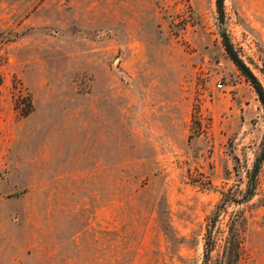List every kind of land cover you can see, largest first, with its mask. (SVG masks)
<instances>
[{"label":"rangeland","instance_id":"rangeland-1","mask_svg":"<svg viewBox=\"0 0 264 264\" xmlns=\"http://www.w3.org/2000/svg\"><path fill=\"white\" fill-rule=\"evenodd\" d=\"M224 37L264 89V0H0V264H203L208 230V264L230 237L264 264Z\"/></svg>","mask_w":264,"mask_h":264},{"label":"trees","instance_id":"trees-1","mask_svg":"<svg viewBox=\"0 0 264 264\" xmlns=\"http://www.w3.org/2000/svg\"><path fill=\"white\" fill-rule=\"evenodd\" d=\"M216 6L217 11L219 14L220 19L223 18L224 15V0H216ZM223 44L225 47V50L229 56V58L232 60V62L248 77V79L253 84L255 91L258 95L259 101L262 105L263 112H264V89L259 80L256 78V76L252 73L250 68L244 63V61L239 57L235 49L233 48V45L231 42L224 37L223 38ZM264 160V136L262 138L261 144H260V153L256 157L253 169L250 172V185L248 187V193H252L253 189L255 188V178L259 171V168ZM233 229V227H230ZM209 237V230L206 235V241H205V259L203 264H208L209 255L210 252L214 248V240H211ZM239 249H240V241L237 237H230L226 241L225 247L222 251L221 256L216 258V261L214 264H237L238 258H239Z\"/></svg>","mask_w":264,"mask_h":264},{"label":"built area","instance_id":"built-area-1","mask_svg":"<svg viewBox=\"0 0 264 264\" xmlns=\"http://www.w3.org/2000/svg\"><path fill=\"white\" fill-rule=\"evenodd\" d=\"M219 86H221V84H219Z\"/></svg>","mask_w":264,"mask_h":264}]
</instances>
